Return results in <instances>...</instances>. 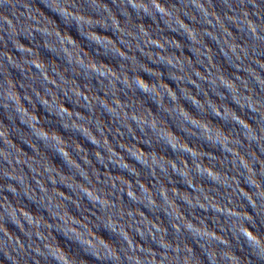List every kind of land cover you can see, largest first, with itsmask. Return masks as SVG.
<instances>
[{
  "label": "water",
  "instance_id": "1",
  "mask_svg": "<svg viewBox=\"0 0 264 264\" xmlns=\"http://www.w3.org/2000/svg\"><path fill=\"white\" fill-rule=\"evenodd\" d=\"M0 264H264V0H0Z\"/></svg>",
  "mask_w": 264,
  "mask_h": 264
}]
</instances>
